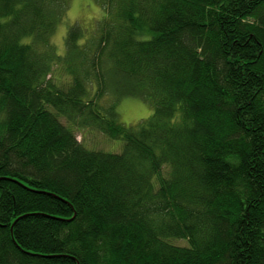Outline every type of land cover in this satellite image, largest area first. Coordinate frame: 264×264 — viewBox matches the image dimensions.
I'll list each match as a JSON object with an SVG mask.
<instances>
[{
    "label": "trees",
    "instance_id": "trees-1",
    "mask_svg": "<svg viewBox=\"0 0 264 264\" xmlns=\"http://www.w3.org/2000/svg\"><path fill=\"white\" fill-rule=\"evenodd\" d=\"M95 1L0 0V264H264V0Z\"/></svg>",
    "mask_w": 264,
    "mask_h": 264
},
{
    "label": "rangeland",
    "instance_id": "rangeland-1",
    "mask_svg": "<svg viewBox=\"0 0 264 264\" xmlns=\"http://www.w3.org/2000/svg\"><path fill=\"white\" fill-rule=\"evenodd\" d=\"M70 5L67 19L59 26L52 39L57 53L61 56L66 52L65 38L71 28L79 26L85 31V36H90L97 33L99 23L105 18V12L95 0H70ZM118 112L123 124L127 127H135L141 120L148 119L153 114V108L142 99L132 97L123 99L119 103ZM77 134L79 141H82L87 149L110 153L122 152L123 142L120 140H108L98 133H86L83 139L80 133ZM176 244L187 246L185 241H177Z\"/></svg>",
    "mask_w": 264,
    "mask_h": 264
}]
</instances>
